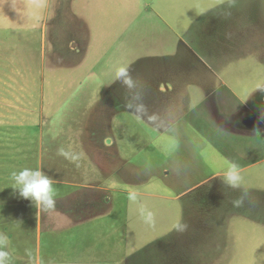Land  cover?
<instances>
[{"label":"rangeland","instance_id":"374dc122","mask_svg":"<svg viewBox=\"0 0 264 264\" xmlns=\"http://www.w3.org/2000/svg\"><path fill=\"white\" fill-rule=\"evenodd\" d=\"M263 84L264 0H0L10 264H264V129L245 132L264 125ZM25 167L55 180L45 214L77 218L39 230L11 186Z\"/></svg>","mask_w":264,"mask_h":264},{"label":"clouds","instance_id":"9594fccd","mask_svg":"<svg viewBox=\"0 0 264 264\" xmlns=\"http://www.w3.org/2000/svg\"><path fill=\"white\" fill-rule=\"evenodd\" d=\"M117 79L126 89L133 88L136 82L130 65L122 66L117 70ZM126 106L131 108V104L128 100L126 101ZM141 108H143L144 111L147 110L142 97L141 104L137 106L136 111L139 112ZM254 131H258V128L256 127ZM59 155L65 156V158L73 161L79 158L77 155L71 154L63 148L60 149ZM226 163L228 164V170L226 179L223 183L227 184L229 187L238 188L242 180L240 166L231 161H226ZM11 177L14 181L11 185L14 191L18 190L20 197L31 200L37 209V213L49 212L56 209L58 193L54 186L55 180L51 176L45 174L43 170L25 167L19 172L13 171ZM232 203L235 207H240L243 204V199L237 198L233 200ZM148 218L149 220L152 219L151 213L148 214ZM175 227L177 230L182 231L186 229L187 225L177 223ZM9 243V237L4 233H0V264H10L11 262V254L6 250Z\"/></svg>","mask_w":264,"mask_h":264},{"label":"crops","instance_id":"0c3cea01","mask_svg":"<svg viewBox=\"0 0 264 264\" xmlns=\"http://www.w3.org/2000/svg\"><path fill=\"white\" fill-rule=\"evenodd\" d=\"M264 88V84L262 85V87H260V89L259 90H262ZM258 96H259V98H260V100L264 97V89L262 90V91H260L259 92V94H257ZM261 95V96H260ZM249 103H250V105H251V107H253V105L255 104V103H253L252 102V100L250 99L249 101H248ZM246 108H247V105H246ZM248 109V108H247ZM250 109V108H249ZM254 111L255 112H253V110H252V108L249 110V115H250V117H253L255 120H257V116H258V111H259V109L257 108V106H255L254 105ZM252 119V118H251ZM240 122H243L242 120H240ZM261 122H262V120H261ZM239 125H240V123H239ZM258 129H264V125L261 127V128H258ZM254 129H248V130H246L245 132H252ZM243 131V130H242ZM244 132V131H243ZM260 132H263L264 133V131H260ZM264 135V134H263ZM113 137V139L111 138L110 140H108V141H110V144L111 143H115L116 142V140H115V138H114V136H112ZM122 193H124V191L122 192ZM108 197V202H110V203H113L114 201H113V198H112V196H107ZM126 199H127V202H125V204L127 205V203H128V196L126 197ZM49 212H51V211H49ZM127 210H126V208H124V211H123V215L124 216H126L127 215ZM77 213H79L78 211L77 212H75L73 215H69L68 217H66V215L65 216H61V213L60 214H57V215H54V214H45L44 212H40V213H37V217H38V219H37V225H38V228H39V230H41V222H42V219L44 218H46V216L45 215H47L48 217H49V219H50V222L53 224L54 222H56V223H65V220L66 219H69L70 217L72 218V217H76L77 218ZM88 216H90V214H84V217H88ZM36 217V218H37ZM92 217V216H91ZM64 218H65V220H64ZM81 219V218H80ZM86 218H84V220H85ZM57 226V225H56ZM47 264H51V261H49V260H47V262H46ZM54 264H77V260H71V261H68V260H66V259H64V260H56L55 261V263Z\"/></svg>","mask_w":264,"mask_h":264}]
</instances>
